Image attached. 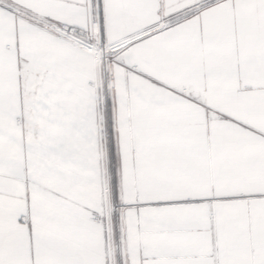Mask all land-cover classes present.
Returning a JSON list of instances; mask_svg holds the SVG:
<instances>
[{
	"label": "snow or ice",
	"instance_id": "snow-or-ice-1",
	"mask_svg": "<svg viewBox=\"0 0 264 264\" xmlns=\"http://www.w3.org/2000/svg\"><path fill=\"white\" fill-rule=\"evenodd\" d=\"M0 264H264V0H0Z\"/></svg>",
	"mask_w": 264,
	"mask_h": 264
}]
</instances>
